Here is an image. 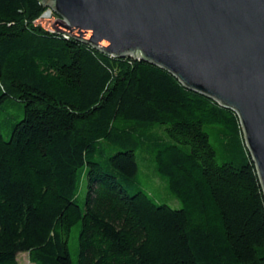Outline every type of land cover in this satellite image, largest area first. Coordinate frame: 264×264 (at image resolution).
Here are the masks:
<instances>
[{"label":"trees","instance_id":"obj_1","mask_svg":"<svg viewBox=\"0 0 264 264\" xmlns=\"http://www.w3.org/2000/svg\"><path fill=\"white\" fill-rule=\"evenodd\" d=\"M44 10L0 0V107L22 104L0 131V264H264V196L236 114L35 25ZM137 152L180 209L138 186Z\"/></svg>","mask_w":264,"mask_h":264},{"label":"water","instance_id":"obj_2","mask_svg":"<svg viewBox=\"0 0 264 264\" xmlns=\"http://www.w3.org/2000/svg\"><path fill=\"white\" fill-rule=\"evenodd\" d=\"M51 27L236 114L264 196V0H41Z\"/></svg>","mask_w":264,"mask_h":264},{"label":"rangeland","instance_id":"obj_3","mask_svg":"<svg viewBox=\"0 0 264 264\" xmlns=\"http://www.w3.org/2000/svg\"><path fill=\"white\" fill-rule=\"evenodd\" d=\"M0 111L2 113V116L0 117V121L2 120V122H0V131L4 139L7 140L9 137V121H16L22 118V104L14 99H6L3 107H0ZM5 118L8 120H5ZM158 134L161 135L162 132L158 131ZM136 161L138 166L136 178L138 186L150 195L157 203L167 205L172 209H180V202L168 192L165 181L157 176L151 155L147 152H137ZM79 195V204L82 206V199L85 196L84 185L81 186ZM75 235V228H73L68 244L70 254L73 258L75 257L76 248ZM17 262L18 264H31L28 255L24 253L17 256Z\"/></svg>","mask_w":264,"mask_h":264},{"label":"built area","instance_id":"obj_4","mask_svg":"<svg viewBox=\"0 0 264 264\" xmlns=\"http://www.w3.org/2000/svg\"><path fill=\"white\" fill-rule=\"evenodd\" d=\"M55 20H57V17L53 14L50 9L46 8L34 23L35 25H39L42 28L48 30L49 32H52L54 31V29L51 27V25ZM63 35L68 37V35L66 34Z\"/></svg>","mask_w":264,"mask_h":264}]
</instances>
